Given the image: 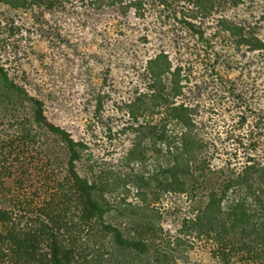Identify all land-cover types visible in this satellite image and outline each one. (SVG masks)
Wrapping results in <instances>:
<instances>
[{"label":"trees","instance_id":"1","mask_svg":"<svg viewBox=\"0 0 264 264\" xmlns=\"http://www.w3.org/2000/svg\"><path fill=\"white\" fill-rule=\"evenodd\" d=\"M217 1L187 0L190 13L173 0H93L88 7L135 20V30L148 31L145 44L157 32L149 21L157 10L196 46ZM254 1L231 0L236 7ZM0 4L49 14L82 9L77 0ZM219 26L238 49L264 52L257 26L226 19ZM24 28L6 22L0 37V264H179L192 251L213 264H264V112L221 117L207 136L191 63L160 49L135 61L131 93L114 103L128 124L122 133L135 134L121 169L83 176L78 164L90 139L50 120L41 89L22 69Z\"/></svg>","mask_w":264,"mask_h":264},{"label":"rangeland","instance_id":"2","mask_svg":"<svg viewBox=\"0 0 264 264\" xmlns=\"http://www.w3.org/2000/svg\"><path fill=\"white\" fill-rule=\"evenodd\" d=\"M89 1L93 0H77L82 9L53 14L16 11L0 4V37L6 33V22L25 26L22 69L33 89H41L50 120L77 140L90 139L78 164L81 175L94 178L100 171L121 169L135 134L122 133L128 124L120 120L114 103L129 97L135 61L160 49L169 48L173 57L191 63L189 79L207 136L215 135L214 123H223L221 117L231 122L250 108L264 112V52L238 49L219 26L221 19L249 23L258 27L264 40V0L240 7L231 0H218L217 11L203 22L205 44L196 46L184 33L165 25L157 10L149 17L157 32L145 44L148 31L135 30L131 26L135 20L128 24L116 10L89 11ZM186 1L173 0V6L190 13L193 7L188 8ZM1 53L0 63L6 68V56ZM101 101L103 112L94 116ZM179 264L213 262L206 254L192 251Z\"/></svg>","mask_w":264,"mask_h":264}]
</instances>
